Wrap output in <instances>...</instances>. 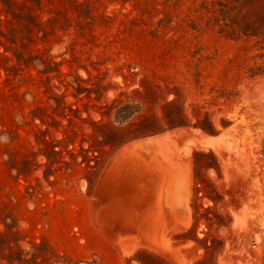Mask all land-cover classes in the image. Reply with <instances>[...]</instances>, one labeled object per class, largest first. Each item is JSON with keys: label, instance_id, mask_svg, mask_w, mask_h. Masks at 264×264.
<instances>
[{"label": "rangeland", "instance_id": "1", "mask_svg": "<svg viewBox=\"0 0 264 264\" xmlns=\"http://www.w3.org/2000/svg\"><path fill=\"white\" fill-rule=\"evenodd\" d=\"M260 13L0 0V264H264Z\"/></svg>", "mask_w": 264, "mask_h": 264}, {"label": "trees", "instance_id": "2", "mask_svg": "<svg viewBox=\"0 0 264 264\" xmlns=\"http://www.w3.org/2000/svg\"><path fill=\"white\" fill-rule=\"evenodd\" d=\"M247 15H248V14H247ZM247 15L245 14V16H247ZM259 16H260L261 18H264V13H260ZM234 23H235V22H234ZM244 24H245V25L242 24V27H241V25L238 23V25H240L241 28H244V29H243L244 32H247L248 29H245V28H247L246 26H247L248 23L246 22V23H244ZM243 26H244V27H243ZM245 30H246V31H245ZM197 154H198V153H195V155H197Z\"/></svg>", "mask_w": 264, "mask_h": 264}]
</instances>
